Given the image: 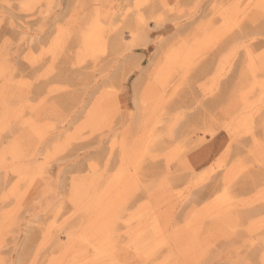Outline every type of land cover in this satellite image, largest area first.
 Here are the masks:
<instances>
[{"label":"rangeland","instance_id":"1","mask_svg":"<svg viewBox=\"0 0 264 264\" xmlns=\"http://www.w3.org/2000/svg\"><path fill=\"white\" fill-rule=\"evenodd\" d=\"M0 264H264V0H0Z\"/></svg>","mask_w":264,"mask_h":264}]
</instances>
